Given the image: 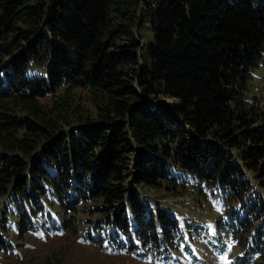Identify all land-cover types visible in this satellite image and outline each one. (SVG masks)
Segmentation results:
<instances>
[{
    "label": "trees",
    "instance_id": "16d2710c",
    "mask_svg": "<svg viewBox=\"0 0 264 264\" xmlns=\"http://www.w3.org/2000/svg\"><path fill=\"white\" fill-rule=\"evenodd\" d=\"M263 62L264 0H0L1 230L11 205L18 234L34 230L49 187L61 212L101 199L106 241L155 240L166 257L177 219L136 186L159 188L170 162L225 194L250 191L247 171L264 189V121L247 99ZM251 203L231 226L237 264L264 251L248 218H264V199Z\"/></svg>",
    "mask_w": 264,
    "mask_h": 264
},
{
    "label": "rangeland",
    "instance_id": "374dc122",
    "mask_svg": "<svg viewBox=\"0 0 264 264\" xmlns=\"http://www.w3.org/2000/svg\"><path fill=\"white\" fill-rule=\"evenodd\" d=\"M140 13L149 17L144 4ZM148 20L134 31L142 46L152 43L154 37ZM74 92L87 102L84 90L76 88ZM247 99L264 121V62L252 72ZM156 102L174 104L176 100L160 96ZM167 163L169 180L161 181L159 188L138 185L136 189L150 206H161L177 219L176 248L170 250L168 259H164L162 253L165 252L156 247L158 241L155 240L146 246L133 241L137 247L132 250L106 241L103 235L108 228L100 221L105 213L96 211L102 205L101 199L80 204L74 211L61 212L55 194L48 187L47 198L41 199L43 211L35 219L30 218L36 223L34 230L18 234L17 219L12 214L15 207L11 205L7 214L4 213L7 227L6 231L0 228V234L7 248L0 246V264L28 261L36 264L50 255L60 257L61 264H237L236 259L242 255L233 237L237 217L247 216L251 200L264 199V189L256 174L247 171L252 186L250 191H242L240 198L238 194L220 192L217 186L207 187L180 168L174 169L173 163ZM1 214L2 211L0 224ZM248 218L252 220L251 232L257 226L264 232V218ZM98 235L103 236L102 241H98ZM250 264H264V251L255 254Z\"/></svg>",
    "mask_w": 264,
    "mask_h": 264
}]
</instances>
